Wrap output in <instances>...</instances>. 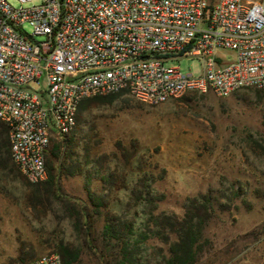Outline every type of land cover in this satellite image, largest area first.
Instances as JSON below:
<instances>
[{
	"label": "rangeland",
	"instance_id": "rangeland-1",
	"mask_svg": "<svg viewBox=\"0 0 264 264\" xmlns=\"http://www.w3.org/2000/svg\"><path fill=\"white\" fill-rule=\"evenodd\" d=\"M9 1L16 7L36 3ZM25 28L31 31L27 22ZM170 63L184 71L199 67L196 56ZM256 89L242 87L226 96L190 90L157 104L123 90L111 101L92 103L83 111V128L92 129L87 138L90 153L80 161L82 171L65 173L60 163L70 162L65 158L68 147L60 137L50 141L59 143L55 164L61 165L54 194L34 197L35 183L13 163L0 166V264H25L52 251L59 238L81 245L76 264H111L110 251L103 249L104 214L117 213L116 203L127 201L138 166L156 174L152 186L158 199L146 205L153 213L164 210L182 216L188 197L211 192V216L204 223L193 264H264V89L258 88L261 96ZM110 176L114 183L103 181ZM90 192H100L108 205L92 203ZM69 208L91 214L90 235L76 234ZM140 209L132 206L127 213L136 228L140 217L135 218L134 211ZM140 245L151 264L168 255V241L151 232Z\"/></svg>",
	"mask_w": 264,
	"mask_h": 264
},
{
	"label": "built area",
	"instance_id": "built-area-1",
	"mask_svg": "<svg viewBox=\"0 0 264 264\" xmlns=\"http://www.w3.org/2000/svg\"><path fill=\"white\" fill-rule=\"evenodd\" d=\"M182 56L198 69L170 63ZM242 87L264 89V0H0V119L29 181L47 178L50 140L74 128L83 98L127 90L157 104ZM25 264L63 263L52 250Z\"/></svg>",
	"mask_w": 264,
	"mask_h": 264
},
{
	"label": "trees",
	"instance_id": "trees-1",
	"mask_svg": "<svg viewBox=\"0 0 264 264\" xmlns=\"http://www.w3.org/2000/svg\"><path fill=\"white\" fill-rule=\"evenodd\" d=\"M261 91L262 89H256L258 96H261ZM121 92L123 90L86 97L80 101L74 128L61 137V141H65V145L68 147L65 158L67 161H70L66 165L65 162L60 163L64 165L65 173L82 171L83 168L80 161L84 163L83 159L90 153L87 138L90 137L89 131L92 128H83L87 122V116L83 111L88 109L94 102L103 103L111 101L113 97ZM9 130L8 123L0 119V166L2 168H7L10 163L16 166L11 157ZM58 144L56 140L49 143L45 152L47 178L33 182L36 184V187L33 188L34 197L50 193L54 189L57 170L61 168L60 164H55L59 153ZM79 158L80 160H78ZM138 171L135 177H131L132 181L128 188L127 201L123 204H121L122 202L116 203L115 207L119 210L117 213L112 214L109 210H106L104 214V229L101 234L104 239L103 249L110 251L108 253L109 256L107 255L109 261L113 262L111 264H151L149 258H143V248L140 245L141 241L147 238L149 232H151V234L161 236V238L168 241V255H163L161 260H156V264H193L196 254L202 246L199 243V239L204 223L211 216L210 209L213 205L211 192L208 191L188 197L187 201L183 203L185 211L182 216L177 215L175 212L164 210L153 213L152 210L146 209V205L147 203L151 205L158 199L154 195L152 186L153 180L156 179V174L152 170L147 172L146 170L142 171L140 166H138ZM103 181H108L111 184L115 182V178L110 176V178H103ZM51 193L54 194V192ZM56 195L58 196V193ZM89 197L91 202L98 206L106 207L108 205L107 201H105V196L100 192H90ZM60 200L62 203L65 201L62 198ZM220 204L223 205L222 202ZM65 205L68 206V203L66 202ZM138 205H140L141 209L140 211H134V215L135 218L140 217V224L136 228L134 227V220H127V213L132 206ZM154 207V205L149 206V209H153ZM68 215L79 237L82 231L86 235L91 234L92 220L89 218L91 214L82 209L74 211L72 208H69ZM149 221L153 222L154 226L148 227L147 222ZM111 240H113L112 244H110ZM115 245L118 246L116 250ZM52 247L53 251L59 252L63 264H76L82 251L79 243L74 244L72 241L64 238H59ZM101 256H105V254H101ZM21 261H24V259ZM105 263L109 264L110 262Z\"/></svg>",
	"mask_w": 264,
	"mask_h": 264
}]
</instances>
